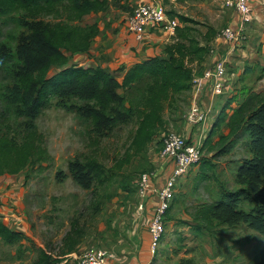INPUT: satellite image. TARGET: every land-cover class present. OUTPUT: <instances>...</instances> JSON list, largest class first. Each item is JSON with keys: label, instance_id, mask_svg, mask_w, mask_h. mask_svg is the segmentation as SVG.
I'll return each instance as SVG.
<instances>
[{"label": "rangeland", "instance_id": "rangeland-1", "mask_svg": "<svg viewBox=\"0 0 264 264\" xmlns=\"http://www.w3.org/2000/svg\"><path fill=\"white\" fill-rule=\"evenodd\" d=\"M139 1L105 0L103 10L82 14L71 10L62 1L54 4L52 10L29 12L17 9L0 15V143L6 140L10 148L13 146L20 150L19 153L25 154V159L20 161L22 168L11 172L6 167L0 169V195L4 196V210L8 211L4 213L6 216L0 215L5 216L4 222L9 228L23 232L20 240L14 243H5L0 238V264H38L44 255H48L56 264L66 260L72 262L75 256L91 246L103 247L115 256L136 251L138 226L145 230L144 213H136L140 174L153 170L158 172L167 163L172 164L158 156L161 140L166 133L175 131L187 140L184 130L189 128L192 133L197 127L205 131L209 126L207 124L203 128L187 119L190 106L194 103L199 106L202 99L200 93L194 96V80L214 65L218 46L227 44V40L217 34L230 25L233 12L229 19L225 18L229 14L217 12L211 17L199 16L198 21L193 20L189 25L180 27L178 24L173 35L159 31L165 35L158 44V52L151 56L169 59L168 47L178 44L188 46L190 40H195L206 51L201 59L186 55L184 64L191 69V87L184 92L174 93L169 89L162 94L159 100L160 122H155L156 125L161 124L150 141L140 148L134 147L133 140L146 105L142 96L133 89L120 90V94L125 95L121 110L128 114V118L100 131L84 114L85 109L81 110L91 103L76 97H53L32 120L14 113V106L8 102L7 88L17 82V73L24 64L31 76L40 80L43 76H53L61 67L78 65V62L85 67H97L99 61L118 62L124 55V47L116 38L121 32L129 35L126 32V17ZM167 3L162 4L168 16L172 17L177 13ZM176 20L179 22L178 18ZM253 20L255 22L254 15ZM40 23L48 27L47 34L57 44V52L51 53L46 48L43 52L40 42H35L36 35L33 33ZM247 33L249 41L251 31L247 30ZM85 34L88 35L85 49L67 46L68 38L77 42ZM126 44L135 50L134 43L127 41L124 46ZM140 44L143 45L142 50L150 48L148 43ZM240 47H237L238 50ZM255 72L247 80L248 86L259 96H264V70L257 75ZM230 73L233 84L237 76L233 75L235 72ZM224 101L216 106L220 108ZM236 107L233 105L221 110V113H225L223 121L219 126L212 127L214 134L211 141H217L216 150H223L229 144L230 127L226 123ZM217 114L218 109L215 108L208 123L213 124ZM193 126L195 128L191 129ZM241 134L234 133L232 137L233 154L229 156L233 159L250 155L248 150L252 148V138L248 133ZM206 154L204 151L202 159H206ZM12 157L18 158V155L13 153ZM75 161H94L101 165V172L92 175L88 187H83L74 178L69 164ZM157 164L159 168H155ZM181 178L176 181L173 196L176 198L171 200V211L165 220H171L172 213L176 216V226L181 230L173 233L169 225L165 227L155 251H151V264H187L188 261L191 264H262L264 235L256 237V233L243 222L236 226L222 223L208 227L209 231L202 233L191 232L196 229L187 222L190 220L188 215L197 209L203 199L200 195L196 196L198 192L192 193L191 183L182 186ZM178 184L183 187L179 191ZM227 186V191L247 188L238 180ZM201 196L208 200L203 191ZM250 201L243 195L235 208L251 212L254 203ZM135 226L137 230L134 233ZM202 244L204 247L208 245V250L205 251ZM244 244L252 245V253ZM206 254L208 258L214 254L219 256H213L216 258L210 260Z\"/></svg>", "mask_w": 264, "mask_h": 264}, {"label": "trees", "instance_id": "trees-1", "mask_svg": "<svg viewBox=\"0 0 264 264\" xmlns=\"http://www.w3.org/2000/svg\"><path fill=\"white\" fill-rule=\"evenodd\" d=\"M62 1L66 2L71 10L80 14L103 10L105 4V0H0V15L9 14L17 9H25L29 12L39 9L52 10L54 4ZM177 17L182 22L193 21L180 15ZM47 33L48 27L40 23L33 33L36 35L35 42H40L43 52L46 48L49 52L55 53L57 44L53 38L52 40L49 38ZM87 38V34L77 42L68 38L67 46L71 49H85ZM166 51L170 55L169 59H160L158 56L147 57L128 67L120 79L98 66L71 65L61 67L56 74L49 78L43 76L40 80H35L24 64L17 73V82L7 88L8 102L14 106L16 115L32 120L53 97H76L91 103L87 108L81 110L85 109L84 114L91 118L96 130L100 131L102 128H111L128 118V114L121 110L125 95L120 94V90L133 89V92L142 96L146 105L133 140L134 147L140 148L150 141L156 128L161 124L156 125L155 122H160L159 100L162 94H166L169 89L178 93L187 91L191 87V69L184 64L186 55L191 54L201 59L206 50L199 46L195 40H190L188 46L178 44L168 47ZM260 70H264V67ZM227 71L232 72L228 65ZM240 80V75H238L234 80L232 90L217 99L218 106L224 99L225 101L220 108L215 105L218 114L202 143V149L210 151L215 148L217 141L214 143L211 141L214 134L212 127L219 126L225 117V113L223 111L221 113V110L233 106L236 96L240 94L241 101L232 110L226 124L230 127V134L242 135L241 132H244L252 138V148H249L250 155L248 158L242 159L243 162L236 176V180L246 184L247 188L232 192L224 190V194L215 202L204 204L198 208L196 219L204 221L210 227L222 223L236 226L243 222L249 228L264 235V96H259L250 88L236 93ZM187 142L192 143L188 139ZM19 151L13 146L10 148L6 140L1 142L0 154H7V156L0 155V169L6 167L11 172L22 168L23 165L20 161L25 159V154L19 153ZM13 153L18 155V158L12 157ZM219 153L221 152L217 151L215 155H219ZM204 163H207L206 159H201L195 165L200 164L203 169ZM69 167L71 171H74V178L83 187H88L92 181V175H96L102 170L101 165L94 161L85 163L75 161L70 163ZM243 195L254 203L251 212L235 208ZM170 209L171 206L166 211V215L171 211ZM4 221V217L0 215V238L2 241L14 243L20 240L23 232L9 228ZM196 227V229L200 228V226ZM261 257L262 264H264V249L261 252ZM186 263L191 264L190 261ZM38 264H56V262L48 255H44Z\"/></svg>", "mask_w": 264, "mask_h": 264}, {"label": "crops", "instance_id": "crops-1", "mask_svg": "<svg viewBox=\"0 0 264 264\" xmlns=\"http://www.w3.org/2000/svg\"><path fill=\"white\" fill-rule=\"evenodd\" d=\"M159 2H162L165 4L167 3V6H171L172 9L177 13L172 17L178 18L177 16H183L191 20H196L200 18L199 16L202 15H208V17H211L214 13L216 14L217 12H222L223 15L224 13L229 14L225 16V18L229 19L228 17L233 14V18L230 20V25L231 27H235L238 25V16L237 12L235 10L229 8L227 6V0H157ZM252 7V12L255 17V22H250L247 24V29L248 31H251V39L247 42L244 41L242 43H246L244 45H241L242 43L238 44V46L235 47L234 51L232 54H230V57H228V66L232 70L233 75H240V82L238 83L237 86V91L236 93L241 92L244 89L250 88L248 86V79H251V76H253L254 72L256 75L259 72V69L264 67V0H252L251 3ZM233 12V13H232ZM168 14V13H167ZM177 15V16H176ZM170 17V16H169ZM170 17V18H172ZM178 24L181 26L183 25H189V22H182L178 19ZM119 27L115 26L117 29ZM123 30L120 29L121 32ZM162 35H161V34ZM163 32H156V31H151L147 37L142 42H138L135 40V38L132 35H126L125 33L121 32L118 39L119 43L124 47V55L118 62L114 61L112 62H103L99 61L96 63L97 66L109 71L110 73H113L116 77L119 79L123 76L125 70L133 65L134 63L139 62L141 59H145L146 57H149L156 52H158V44L163 41ZM134 43L136 45L135 50H131L130 47L128 46L129 44H126L124 46V43ZM148 43L150 46L149 49L147 50H142V44L140 43ZM153 44V45H151ZM241 46V47H240ZM234 45L230 44L227 42V44H220L218 46V55L215 61L218 59L225 57L227 55V51L230 48H233ZM237 47H240L241 49L238 50ZM127 57V58H125ZM231 58V59H230ZM98 60V59H94ZM214 61V60H213ZM128 64V65H127ZM78 65L80 66H86L81 62H78ZM243 65V66H242ZM125 66L127 68H125ZM235 70V71H234ZM254 92V91H253ZM257 93V92H256ZM200 95H202V99L200 100V107H207L210 103L211 99V86L208 85L206 88L201 90ZM199 95V96H200ZM201 97V96H200ZM199 97V99H200ZM241 95L238 94L236 96V101L233 102V105H237L241 101ZM199 101V100H198ZM211 121V120H210ZM209 126H207L206 130H200L197 129L196 131H193L192 133L189 132V128L184 130V133L187 136V139L192 142V143H197V142H203L205 139L207 133L209 132L212 123H208ZM195 126H193L191 129H194ZM228 135H229V144L227 148H224L223 150L221 149H212L210 151L204 150L207 154L205 155L207 163H204V168L202 169L199 165H195L191 167L188 170V173L186 176L182 177L180 180V184L182 186H187L189 183L192 184L191 186V191L192 193H195L196 196L203 199L197 207V209L194 212L189 213V223L190 226L193 228H197L196 226H200L201 230H191L192 233L199 232L202 233L203 231H209L207 230L208 227H210L207 223L201 220H197L196 216L198 215V208L204 204H211L215 202L217 199H219L223 194L224 190L226 191V187H228V184H234L236 181V176L238 173V170L242 164V159L248 158L247 155L238 157V158H231L229 155L233 154L231 152V143L233 142V136L234 134H230V130L228 129ZM236 147V146H235ZM217 151H220L219 155H215ZM210 152V153H209ZM247 152V151H245ZM249 152V150H248ZM223 159H219L222 158ZM210 161V162H209ZM173 168V164H168L166 167H163L159 169L157 172V177L154 178L153 180V187L155 188L154 192H151L148 198L146 199V208L145 212L143 214L145 222L149 220L150 214L152 213L154 206L158 202V190L161 188V185L165 182L167 176L171 172ZM178 184V190L179 191L183 187H179ZM184 186V187H185ZM2 188V187H0ZM176 191V188H175ZM203 191L204 194L208 196V200L203 198L201 196V192ZM231 191H235L232 190ZM176 193V192H175ZM3 195H0V214L7 213L8 211L4 210V203L6 202L5 199H3ZM176 198V197H175ZM174 198V199H175ZM176 216L171 213V220H168L166 222V226L169 225L170 231L174 232H180V228L176 226ZM179 218V217H178ZM147 219V220H146ZM170 222V223H169ZM145 224V223H144ZM196 224V226H194ZM246 224V223H245ZM214 225V224H213ZM136 227V226H135ZM134 229V233L137 230V244H136V251L132 250V252H128L127 255H121L117 256L115 264H151L152 263V257L153 254L150 250V245H151V237L150 233L145 226V230H141L142 228L138 226ZM204 228V229H203ZM251 229V228H250ZM212 230V229H211ZM253 230V229H251ZM254 231V230H253ZM257 235H260L257 231H254ZM187 233V232H186ZM254 235V234H253ZM262 235V234H261ZM171 237V236H170ZM173 238V237H171ZM170 238V239H171ZM185 242H187L185 240ZM245 248L247 249L249 247L250 253L251 252V246L252 245H247L244 244ZM264 245V244H263ZM203 249L206 251L208 250V245L203 246ZM198 248H201V246L198 245ZM249 253V257H251ZM189 255H192L189 253ZM209 256L206 254V257ZM213 256H219L218 254L212 255V257L208 259H215L216 257ZM151 258V259H150Z\"/></svg>", "mask_w": 264, "mask_h": 264}, {"label": "built area", "instance_id": "built-area-1", "mask_svg": "<svg viewBox=\"0 0 264 264\" xmlns=\"http://www.w3.org/2000/svg\"><path fill=\"white\" fill-rule=\"evenodd\" d=\"M251 2L252 0H227V6L238 14V25L223 28L217 36L227 40L234 47L227 51L225 57L215 61L214 65L208 68L201 77L194 80L196 82L193 91L194 96H197L207 84L211 86L209 105L200 107L194 103L190 106L187 114L188 121L198 123L203 128L211 119L217 99L222 94L232 90L233 84L230 80L232 73L227 71L228 57L238 44L248 40L247 24L254 22ZM125 24L126 32L138 42L143 41L151 31H163L168 35H173L178 26L177 20L170 18L165 6L157 0H140L126 17ZM203 153L201 142L188 143L181 133L175 131H170L164 135L158 156L161 159L169 160L173 164V168L158 190V202L154 206L149 220L146 219L145 222L151 237L150 249L152 252L155 251L157 242L164 234L165 215L171 206V200L174 198L177 179L186 175L188 170L202 159ZM155 168H159V165H155ZM155 177H157L155 170L143 172L139 176L137 183L139 202L136 206L138 215L144 213L146 199L155 190L153 187ZM116 259L117 256L113 252L103 247L91 246L75 256V260L72 262L66 260L61 264H115Z\"/></svg>", "mask_w": 264, "mask_h": 264}]
</instances>
